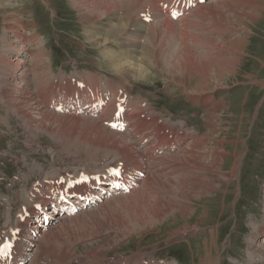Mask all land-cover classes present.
I'll use <instances>...</instances> for the list:
<instances>
[{"label":"rangeland","instance_id":"obj_1","mask_svg":"<svg viewBox=\"0 0 264 264\" xmlns=\"http://www.w3.org/2000/svg\"><path fill=\"white\" fill-rule=\"evenodd\" d=\"M230 1L214 0L202 7L214 5L228 18L232 16L226 6ZM1 3L6 5L4 9ZM239 4L236 6L258 16L255 22L247 20L248 28L239 29L236 22L232 26L213 25L206 11L197 17L188 15L181 23L172 21L174 36L164 41L170 46L157 42L159 47L151 51L155 58L144 61L142 46L149 30L139 41L126 42L132 48L120 47V38L115 44L103 43L100 32L93 40L89 30L96 29L100 21H88L90 25L84 21L91 13L79 0H24L21 4L0 0V54L1 38L8 34L6 37L17 41L13 43L20 50L27 51V58L43 53L40 61H46L52 75L60 76L59 83L65 77L79 81L80 75L88 74L96 77L100 87L108 81L118 88L132 82L126 84L130 88L126 96L139 103L137 113L148 124V129L134 135L131 131L114 133L100 122L104 129L125 138L132 151L129 160L133 155L144 158L139 162L146 178L135 190L103 198L101 204L64 217L52 228L66 227L67 232L60 230L62 240L73 249L67 264H264V12ZM122 9L119 16H125L131 7ZM10 15L28 25L29 32L22 34H37L38 40H21L9 33L15 28L13 19L5 20ZM141 38L142 43L133 46ZM229 40L240 42L239 49L225 47L223 42ZM175 41L188 49L181 70L173 59L165 58L169 51L175 55ZM103 49L132 59L131 67L136 72L129 78L120 77L121 73L102 55ZM23 56L18 55L17 60ZM19 81L12 82L9 93L14 97L20 93L22 110L34 118H38L35 107L63 117L39 104L34 82L27 95L22 94L24 86ZM13 99L16 101V97ZM21 117L0 98V241L9 239L7 229L17 224L22 212L39 204V197L48 196L55 202L60 188L79 185L82 176L103 178L110 167L123 160L82 139L53 136L36 124L28 127ZM51 128L58 130L57 126ZM161 132L169 133V139L178 133L195 134L197 138L186 139L174 153L160 149L147 161ZM135 191L143 193L131 194ZM25 230L10 239L12 250L7 252L9 256L0 253V264H9ZM83 234L86 237L81 239ZM41 244L37 241L34 250L43 247ZM34 253L28 264H32ZM96 253L101 259L92 256ZM45 260L40 264H48Z\"/></svg>","mask_w":264,"mask_h":264},{"label":"bare ground","instance_id":"obj_2","mask_svg":"<svg viewBox=\"0 0 264 264\" xmlns=\"http://www.w3.org/2000/svg\"><path fill=\"white\" fill-rule=\"evenodd\" d=\"M162 1H168V0H120V1H118V0L117 1H114V0H79L81 7H84L87 10V12L89 11L91 13V15H89L90 17H86V16H85V18L82 17L83 20L87 21V23L89 25L91 24L89 22L93 23V21H97V20L100 21V23L97 25L96 29L90 27L92 30L90 29L88 34H89V37L93 38V40L96 36H98V37L100 36V35H98L99 33H97V32H100L102 34V38L104 39L103 43L111 42L113 44L114 41L117 42V40L120 38L119 41L122 44H124V46H126L127 41H131V39L138 40L140 37L143 36L144 30L148 29L149 31L147 30L148 33L145 36V43H144L146 48H144V45L142 46V50H143L142 56H144V61L149 60L152 57L155 58V56L151 54L152 53L151 51H152V49L154 50V47L156 49H157V46L159 47L158 43L160 45H162L163 47H166V46L169 47L170 46V45L164 43V41H166V39L168 37L174 36V30H173V28H174L173 24L174 23L170 20V18L164 17V19H162V20L157 19V21L155 23H152L151 25L145 26V25H143V23H140V21L137 20L138 17L136 18L135 14L141 8H143L147 5L148 6L151 5L153 10L159 13L160 10L157 6V2H162ZM13 2L15 4H21L24 2V0H13ZM236 4H239V5H243V4L245 5L246 4L247 7H249V9L251 8L250 9L251 11L254 10L256 12H264V0H232L226 4L228 10L232 14L231 17L226 18L224 16V13L220 10L221 8L217 9V8H215L214 5H208V6L206 5L204 7L200 6L199 9L196 8L197 10H195V11L193 10L194 12L191 13L190 15H192V17H195V16L197 17V16H201V14H203L206 11V14L209 15V17L211 18L210 20L212 21L213 25L214 24L215 25L216 24L217 25L222 24L221 25L222 27H223V25L232 26L236 22V25L239 29H242V28L246 29V28H248V26L246 24L247 20L248 21L251 20V21L255 22L258 19V16L256 14L246 12L244 7L236 6ZM221 5H222V3H221ZM218 6H220V5H218ZM1 7L4 9L6 7V5H4V3H1ZM123 7H131V9L130 10L126 9L129 11L126 12L125 16H123V15L119 16L118 13L123 10L122 9ZM87 12H85V13H87ZM81 14H82V12H81ZM207 15H205V16L208 17ZM9 18H11L15 21V23L13 24V26L15 28H14V30L9 31V33L11 32L16 38H20L21 40H28V41H32V42H36L38 40V37H36L37 34H36V36H35V34H34V36H32V35L31 36H25L24 34H22V33L27 34V32H29L27 29V27H28L27 24L16 19L15 15H10L9 17H5V20H7ZM184 18H186V17H184ZM199 23H197V25H200ZM141 25H143V26L141 27ZM6 32H8V31H6ZM244 32H247V31L245 30ZM7 35L2 36V38H1L2 50H1V54H0V98H1V100H3L4 106H6V107L8 106L9 109L15 110L17 112V114H19V116H22L21 118L26 121V122L25 121L24 122L28 125V127H31L33 124H36L37 128L40 130H47V131H50V133L53 132V133H51V134H53V136H56V135L59 136L60 135V136H62V138L73 139V140H76V139L81 140L82 139L85 142L92 143V145H94L96 148L103 149V151L104 150L105 151L106 150L112 151L118 156V158L121 157L122 159H125L126 161H130L129 159H131V157H132V151H131L130 146H127L125 138L123 139L121 136L104 129V127H102L97 120L85 119L82 117H76V118L66 117V116L57 117V116H54V115L48 113L47 111L45 112L43 110H40L37 107H35V110H36L35 116L38 118H34L32 116V114H28L26 111L22 110L19 107L20 102L18 101V99H20V93L18 92L19 94L17 93L18 95L15 96L16 101H14V99H13V98H15L13 96V94L9 93V91H12L11 90V88L13 87L12 82L14 80H17V81L20 80L19 82H22L21 85L23 84V86H24L23 88H21V90L23 91L22 94H27V90L31 87V82L32 83L34 82L37 85V89H36L37 98L40 100V103L43 104L46 109H48V107H54L55 108L58 105V104H54V101H57V102L60 101V96L62 94L61 92H62V90H65L67 88V86L69 84L68 80H71V79H69V77H65V78L62 77L63 82L59 83V79H60L59 77L60 76L58 77V76L52 75V72L50 70H49L50 71L49 72L48 69H46V66H47L45 63L46 61L45 60L40 61V56L45 57V55L43 53H37L34 55H30V57L27 58L26 57L27 51H23V49L20 50L19 47L16 45V43H13V42H17V41L14 40L12 42L8 37H6ZM130 36H134V37H130ZM204 36H205V34H204ZM98 37H96V38H98ZM96 38H95V40H96ZM103 39H102V41H103ZM89 40H92V39L89 38ZM99 42H101V41H99ZM103 43H102V45H103ZM223 44L225 45V47H229V46L231 47L232 46V47H235L236 49H239V47H240V45H239L240 42H237L234 40L224 41ZM174 45H176V47L175 46L174 47L177 48L175 55L173 56L171 51H169L165 55V58H168L171 60L173 59L172 62L176 65V67L179 69L180 68L183 69L184 65L182 63V59L187 60L186 57H188L187 56L188 53L186 51V50H188L187 46L185 44H183L182 42L179 44L176 41L174 42ZM156 49H155V51H156ZM226 49H228V48H226ZM103 50L104 51H102V55L104 56V58L106 60L110 61V63L113 65L112 67L117 72L121 73L120 77H122V78L126 77L127 78L128 76L131 75L132 72H134L133 67H131L132 66L131 62H130L132 59L126 60L125 59L126 57L125 58L122 57L123 55H121L117 52L108 51L109 49L108 50L103 49ZM158 50H157V53H158V55H160ZM182 51L184 52V53H182L183 55L180 54ZM223 52H224V50H223ZM193 53H194V55H196L195 54L196 52H193ZM20 54H23L24 56L22 57V60L18 61L17 58H18V55H20ZM197 57H198V54H197V56H195V58L197 59ZM11 59H14V60H12L14 62H12ZM168 59H166V60H168ZM206 59H208V58H206ZM163 61H164V59H163ZM206 61H208V60H206ZM159 62L157 61V63H159ZM217 62H219V61H217ZM28 64H29V66H28ZM141 64H145V63L143 62ZM167 64H170V62ZM222 64H225V63L222 62ZM21 66H22V68H20ZM141 66H143V65H141ZM151 67L155 68L153 66H151ZM40 68H42V70H38ZM142 68H145V66ZM16 69H19V70H16ZM139 70H141V69L139 68ZM138 72H140V71H138ZM143 72H146V71L143 70ZM88 75H90V74H88ZM80 77L82 79H84V78L90 79L92 77L95 78V76H93V75H90V76L80 75ZM93 80H90V81H93ZM105 80H107V78L106 79L104 78L103 81H105ZM15 84L17 85V83H15ZM92 84H93L94 89L98 88L97 84L95 82H92ZM89 87H90L89 85L84 86L85 89H88ZM80 88H82V87H80ZM201 88H203V87H201ZM70 90H73V88H71ZM29 102H31V101H29ZM110 110L112 112H114V104H112L111 107L107 109L108 112ZM212 110H213V108H212ZM52 126H57L58 130H53L51 128ZM198 146H199V144H198ZM184 151L185 150H182V152H184ZM177 163H179V162H177ZM184 165L187 166L186 162L184 163ZM197 165H199V164H197ZM183 171H184V169H183ZM112 176L114 177L113 179L111 178V180H113V181L121 178L119 176H116L115 174H112ZM148 181H149V179L146 180L145 183H147ZM147 185H149V183ZM116 186H117V184L115 182H113L111 188L116 187ZM104 193H107V190H105ZM141 193H143V192L135 191V193H131V194L138 195ZM181 194H182V190H181ZM26 225H30L28 222V217L26 218ZM31 226L29 228H26L27 230H25V231L33 233V231L37 229L36 227L31 228ZM62 227H63V225H61V228ZM52 228L53 227L49 228L50 230L48 229L49 231L47 230L48 232L43 234V236L38 240L40 243L42 242L41 245L43 247H38L36 249V251L34 250L35 253H34V251L32 252V255L34 253V258H33L32 264H40V262L45 260V259L49 260L48 264H67V261L70 260V256L73 253L72 252L73 249L72 250L69 249L67 246L68 242L62 240L63 235L60 233L61 228H57V229H52ZM62 231L67 232L66 227L62 228ZM79 237L82 239V238H85L86 236H85V234H83V236L81 235ZM24 240L25 239H23V241ZM69 241H70V239H69ZM26 243H27V246L31 245V243L28 241H26ZM17 246L18 247L13 250V252H16V253L11 255L9 258V260H10L9 264H23V263H26L28 260H30V258L32 257V255L31 256L27 255L24 252L22 255L20 250H19L21 245L19 244ZM11 250H12V247L9 244L0 253H6L9 256V254L7 252H9ZM92 256L96 260L101 259V258H98L99 255L97 253H96V255L92 254ZM68 258H69V260H67ZM47 260H45V261H47ZM45 263H47V262H45Z\"/></svg>","mask_w":264,"mask_h":264}]
</instances>
